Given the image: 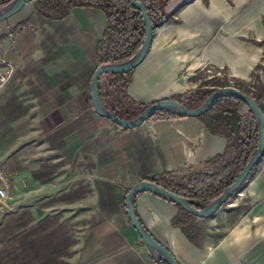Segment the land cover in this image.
<instances>
[{"label": "crops", "instance_id": "crops-1", "mask_svg": "<svg viewBox=\"0 0 264 264\" xmlns=\"http://www.w3.org/2000/svg\"><path fill=\"white\" fill-rule=\"evenodd\" d=\"M183 9L185 22L194 16L212 19L200 6L196 15ZM38 17L44 31L14 35L11 30L0 42V76L7 64L13 66L7 81H0L1 163L9 157L18 195L41 197L29 212L26 243L44 264H154L129 223L123 188L197 166L222 153L226 141L196 117L153 119L130 130L92 126L98 115L86 104L87 71L95 62L105 16L95 8L74 7L60 20ZM171 33L153 38L150 50ZM217 42L236 52L223 39ZM144 65L145 60L139 66ZM85 114L89 119L82 118ZM135 211L179 264H264V162L246 189L203 218L229 224L215 242L203 233L200 244H192L170 224L177 208L153 193H139Z\"/></svg>", "mask_w": 264, "mask_h": 264}, {"label": "rangeland", "instance_id": "rangeland-1", "mask_svg": "<svg viewBox=\"0 0 264 264\" xmlns=\"http://www.w3.org/2000/svg\"><path fill=\"white\" fill-rule=\"evenodd\" d=\"M180 1L177 0V3ZM27 5L30 7L22 8L19 14L8 18L9 21L0 23V42L7 40V31L15 30L14 35H18L29 29H46L38 23L39 14L33 9L32 3ZM196 6L202 7L212 19L206 22L194 16L185 22L180 12L175 22L156 30L154 40L162 31L170 30L172 33L153 51L148 52L143 67L133 70L128 93L138 103L149 104L159 99H172L198 88L232 86L250 97L258 94L264 79V45H258L253 40H264V0H190L185 8L191 9L193 15H196ZM220 39L236 52L218 45ZM7 65L8 69L1 75L5 78L3 81H7L13 68L12 64ZM96 67L97 64L91 62L87 71L89 80ZM89 94L88 88L86 104L90 110ZM81 104L84 108L85 103ZM67 105H71V102H67ZM91 112L94 113V110ZM89 117L85 114L82 118ZM94 124L100 130L112 127L101 116L95 122L92 121V126ZM3 163L1 165L8 176V199L7 206L0 209V264H44L41 254L36 256L30 250L32 247L26 243L29 238V227L26 224L29 212L32 205H40L41 197L33 200L18 195L11 179L9 157ZM249 182L239 191L246 189ZM237 193L231 199L236 198ZM14 218H17L16 222ZM198 222L211 242L217 241L229 227L219 218Z\"/></svg>", "mask_w": 264, "mask_h": 264}, {"label": "trees", "instance_id": "trees-1", "mask_svg": "<svg viewBox=\"0 0 264 264\" xmlns=\"http://www.w3.org/2000/svg\"><path fill=\"white\" fill-rule=\"evenodd\" d=\"M11 1L13 0H0V8ZM144 1L147 16L153 29V39L158 28L176 21L178 13L190 0H182L178 3L176 0ZM32 6L35 12L49 20L63 19L74 7L100 10L105 16L106 27L96 45L95 62L97 65L121 62L130 58L141 47L144 40L145 25L142 11L130 0H33ZM253 41L258 45H264V40ZM132 73L133 70L123 74L105 72L98 79L100 101L105 108L122 119L135 117L150 104H140L129 95L128 86L132 81ZM216 89L198 88L187 94L177 95L172 99H176L193 110L199 107ZM253 98L264 113V79L258 94ZM89 100L93 109L90 94ZM173 118H179V116L171 111L161 110L148 120ZM196 118L209 133L225 139L224 151L204 160L197 166L187 165L181 170L166 171L143 179L189 200L191 207L200 210L206 203L226 191L247 164L257 149L258 128L250 107L240 99L229 95L220 97L209 110ZM110 123L116 129L127 130L113 122ZM263 162L264 152L248 172L245 180L220 206L217 212L221 211L228 201L255 176ZM129 189L123 188V191L127 193ZM171 203L177 208V213L170 222L171 226L181 228L192 244L199 245L204 231L197 222L198 218L176 202ZM124 208L126 212V207ZM129 223H131L130 220ZM141 224L143 225L142 222ZM152 259L154 264H166L156 258Z\"/></svg>", "mask_w": 264, "mask_h": 264}, {"label": "water", "instance_id": "water-1", "mask_svg": "<svg viewBox=\"0 0 264 264\" xmlns=\"http://www.w3.org/2000/svg\"><path fill=\"white\" fill-rule=\"evenodd\" d=\"M33 0H13L9 4L0 8V22L5 21L11 16L18 13L25 5L28 3H32ZM134 5L141 9L144 25H145V36L142 42L141 47L135 52L133 56L130 58L121 61V62H112L97 65L95 68L93 75L89 82L90 89V99L91 104L95 113L98 116H101L108 120L109 122H113L119 127L123 129H134L139 125L143 124L147 121L152 115L161 110L171 111L177 114L179 117H197L202 113L209 110L216 101L223 96H233L235 98L240 99L245 102L250 109L253 111L257 128H258V145L257 149L251 158L248 160L247 164L243 167L241 172L238 174L232 185L224 191L217 198L206 203L202 209L197 210L190 205V201L184 199L176 194H173L163 187L156 185L155 183L141 179L135 182L129 189V191L125 195V207H126V215L131 222L132 227L137 232L138 236L142 240L144 246L148 250V252L156 259L165 262L166 264H179L176 260L172 252L165 247L163 244L159 243L150 233L149 231L141 224L137 215L135 213L134 208V200L136 196L141 192H150L159 196L169 202H176L181 207H183L186 211L195 215L197 218H211L220 208V206L228 200L231 194L241 185V183L245 180L248 172L257 162V160L262 156L264 152V114L261 108L257 105L255 100L249 95L243 93L242 91L232 87L225 86L222 88H217L213 91L209 96L204 100V102L197 108L191 110L184 106L182 103L177 101L176 99L164 98L159 99L156 102L150 103L145 109H143L140 113H138L135 117L130 119H122L117 115L109 111L105 108L100 101L98 95V79L102 73L112 72V73H127L134 69H136L146 58L152 44V26L147 16L145 1H135L130 0Z\"/></svg>", "mask_w": 264, "mask_h": 264}, {"label": "built area", "instance_id": "built-area-1", "mask_svg": "<svg viewBox=\"0 0 264 264\" xmlns=\"http://www.w3.org/2000/svg\"><path fill=\"white\" fill-rule=\"evenodd\" d=\"M0 78H1V81H3L5 79L3 76H1ZM7 179H8V176H7L3 166L0 163V209L7 206L6 205V200L8 199Z\"/></svg>", "mask_w": 264, "mask_h": 264}]
</instances>
